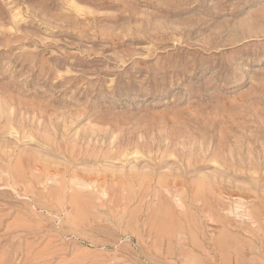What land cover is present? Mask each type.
<instances>
[{
  "label": "rangeland",
  "instance_id": "obj_1",
  "mask_svg": "<svg viewBox=\"0 0 264 264\" xmlns=\"http://www.w3.org/2000/svg\"><path fill=\"white\" fill-rule=\"evenodd\" d=\"M0 264H264V0H0Z\"/></svg>",
  "mask_w": 264,
  "mask_h": 264
}]
</instances>
